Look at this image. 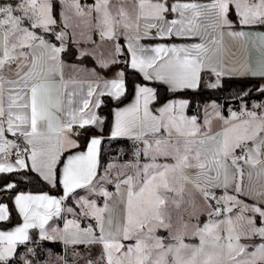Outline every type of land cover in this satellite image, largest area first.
Wrapping results in <instances>:
<instances>
[{
    "label": "snow or ice",
    "instance_id": "1",
    "mask_svg": "<svg viewBox=\"0 0 264 264\" xmlns=\"http://www.w3.org/2000/svg\"><path fill=\"white\" fill-rule=\"evenodd\" d=\"M59 4L57 19L55 0H0V176L35 173L24 178L63 188L57 197L0 184L11 202L0 201V223L11 222L12 211L22 221L0 230V264H264V104L224 117L213 102L201 124L179 95L219 89L224 77L264 82V0ZM173 36L200 42L142 43ZM86 58L100 69L123 61L125 70L107 79L82 67ZM127 69L172 95L161 101L158 88L133 85L110 137L132 141L134 159L115 175L109 163L100 175L102 136L89 130L104 121L94 109L102 96H126ZM254 90L264 95V83ZM213 117L220 131H212ZM77 189L89 196L65 204ZM45 241L62 244L63 255L46 254Z\"/></svg>",
    "mask_w": 264,
    "mask_h": 264
},
{
    "label": "trees",
    "instance_id": "2",
    "mask_svg": "<svg viewBox=\"0 0 264 264\" xmlns=\"http://www.w3.org/2000/svg\"><path fill=\"white\" fill-rule=\"evenodd\" d=\"M56 13H57V19H58V5L56 4ZM66 60L72 61L74 58L71 57H65ZM85 63L94 65L93 62L90 59H85ZM119 66L122 70H125V64L119 63ZM126 81H127V87L128 91L125 97H122L120 101L111 100L110 98L103 97L102 103L100 108H98V113L103 115L104 117V125L101 131H96L94 128L89 130V134H100L103 136L109 135V129L111 124V109L113 107L120 106L121 104L125 103L131 96L133 91V84L135 82L142 83V84H149L153 87H156L159 89V96L160 100L163 101L167 97H171V93L166 92L163 86L155 84L153 82L144 81L138 74L133 75L131 69H127L126 72ZM257 80H251V79H240V78H223V88L221 91H211L207 89H201L197 92L187 91L186 93H181L179 95L189 99L190 105L188 109H186V113L190 115H196L197 117H200V104L205 100H217L219 102H222V104L225 106L227 101L223 100V94H235V97H237V92H239L241 89H247L249 86L257 84L255 83ZM257 97L263 98L264 95L258 94ZM234 99V103H235ZM85 137L81 136L79 137V140L81 142V145L83 146ZM117 142H125L127 143L126 139H117ZM133 152L131 151L124 153V155L121 157L122 160H127L128 158H132ZM103 162V150H101L100 153V164ZM25 174L35 177V173H14V174H6L3 176H0V184H3L6 181L13 180L17 183V189L16 191H44L51 194H54L56 196L61 195V189L58 185L56 188L51 187L49 184H47L44 181H40L39 183L35 181L26 180ZM0 201L4 203H11L8 200L7 195L0 194ZM11 207L14 209V206L11 205ZM11 215V222H3L0 223V227H9L19 221L18 214H16L14 211L10 213ZM45 247H49L53 251H60L59 247H56L54 243L50 242H44L43 243Z\"/></svg>",
    "mask_w": 264,
    "mask_h": 264
},
{
    "label": "crops",
    "instance_id": "3",
    "mask_svg": "<svg viewBox=\"0 0 264 264\" xmlns=\"http://www.w3.org/2000/svg\"><path fill=\"white\" fill-rule=\"evenodd\" d=\"M170 2H171V0H170ZM172 18H174V17H173V16H170V17H169V19H172ZM198 42H200L198 38H192V39L183 38V39H182V38H177V37H175V36H173L171 39H166V40H163V41H158V40H144V41H142V43H144V44H148V45H154V44H157V43H164V44H168V45H171V44L181 45V44H191V43H198ZM121 43L123 44L124 42L121 41ZM66 61H69V60H66ZM92 62H93L94 65H90V64H86V63L82 62V65H81V66H82V67H87V68H89V69H91V68H96V69L98 70L99 74H100L102 77L107 78V79H110V78L113 77V75H114L113 72H114V71L118 72V71L120 70L119 67H114L115 65L111 66V68H109V69H100L99 66L96 65L95 61L92 60ZM122 62H123V61H122ZM77 63H80V62H77ZM117 65H118V64H117ZM113 67H114V68H113ZM65 74H66V77L74 75V73H73V71H72L71 69H65ZM138 75H139V74H138ZM140 77L142 78V76H140ZM76 78L79 79V80H84V81H87V80H89V79H93V77H91V76H86V75H84V74H80V75H78ZM224 78H229V77H224ZM142 79H143V78H142ZM213 79H214V78H213ZM134 84H135V83H134ZM134 84H133V85H134ZM147 85H149V84H147ZM149 86H151V85H149ZM83 87H84V94H86V91H87V84L85 83V84L83 85ZM70 90H71V86H70ZM133 95H134V91H132V94H131L130 98H129L125 103L121 104L120 106L113 107V108L111 109V124H112V121H113V119H114V111H115L117 108H123V107L127 106L128 104H130V103L132 102ZM103 97H107V98H110L111 100H114L112 97L107 96V95L100 97V99L102 100ZM77 99H78V97H77ZM244 102H246V103H242V102H240L239 104H238V103H232V104L229 103V104H226L225 106L222 104V102H219V103H217L216 105L218 106V110H219L220 114H221L222 116H224V117H228L229 114H230V112H232V111H236V112H238V111H240V109H241L242 106L247 107L249 110H253V105L264 104V97H263V98H259V99H253V100H249V101H244ZM156 106L158 107V105H156ZM201 106H202V109H201L200 117H197L196 115H190V114H187L186 112H185V114H186L187 116H189V117H191V116H196L197 119H198V123L203 124V123H204V120H205V112L207 111V110L205 109V108H206L205 102L202 103ZM94 111H96V113H97V114L102 118V120L104 121V117H103V115H101V114L98 113V109H94ZM207 112H208L209 114L212 113V112H209V111H207ZM213 118H214V117H213ZM214 120H215V124L212 125V131H213V132L220 131V130H221V126H222V121H220V120H218V119H215V118H214ZM111 124H110V128H111ZM103 125H104V123H103L102 125H99V126L95 127L94 129H95L96 131L99 132V131L102 130ZM99 133H100V132H99ZM89 135H91V134H89ZM99 135H100V134H99ZM101 136H102L101 150H103V149H104V144H105V142H106L107 140H109V139H112V138L110 137V129H109V135H108V136H103V135H101ZM118 139H125V138H118ZM126 141L129 142V143H132V141H130V140H128V139H126ZM133 159H134V157L132 156V158H128L127 160H120V161H116V162H115V161H108L107 163H104V164L101 163V168H100V170H99V174L101 175L100 172L102 171V168L106 167L109 163H114V164L117 165V169L114 170L112 174L115 175V174H116V171L119 170V166H120V165H123V164H125V163L128 162V161H132ZM142 162H143V158H142ZM103 170H104V169H103ZM50 186H51V185H50ZM104 186H105L106 188L108 187V186H106V185H104ZM51 187H52V186H51ZM60 189H61V195H60V196H62V195H63V188H62V186H60ZM107 189H108L110 192H113V193H115V191H116V189H115V185H111V187H110V188H107ZM24 192H25V193H32V194L47 193V194H49V195L56 196V195H54V194H51V193H48V192H44V191H24ZM218 194H219V193H218ZM87 196H89V193H88L86 190H84V189H77V190L71 195V197L69 198V200L65 201V204H71L72 206H75V203H76V200H77V199H79L80 197H87ZM57 197H59V196H57ZM92 198L96 199L98 206L102 205V204H101L102 201H103V198H102V197L94 196V197H92ZM13 206H14V205H13ZM18 217H19V216H18ZM68 218L71 219L72 217L69 216ZM202 219H203V216H201V221H202ZM21 222H22V221H21L20 218H19V221H18L17 223H15V224H13V225H11V226H9V227H0V230L10 229V228L14 227L15 225H17V224H19V223H21ZM50 223H52L53 226H55V221H54V222H50ZM58 223H59V227H62V226H63L62 221L59 220ZM88 223H89L88 220H85V224H84V222L82 221V226H87ZM91 223L94 224L95 222H94V221H91ZM33 235H35V233H33ZM45 242H49V241H45ZM42 243H44V242H42ZM50 243H53V242H50ZM54 245H55L56 247H59V248H60V251H58L57 253H61V254L64 253V249H63V245H62V244H60V243H54ZM81 246L84 247L83 245H81ZM79 247H80V246H79ZM21 249H23V246H21ZM45 251H51V252H54V251H53L52 249H50L49 247H45ZM22 254H23V251H21V255H22Z\"/></svg>",
    "mask_w": 264,
    "mask_h": 264
},
{
    "label": "rangeland",
    "instance_id": "4",
    "mask_svg": "<svg viewBox=\"0 0 264 264\" xmlns=\"http://www.w3.org/2000/svg\"><path fill=\"white\" fill-rule=\"evenodd\" d=\"M55 3L58 5V19H59V13H60V11H61V8H60V4H59V0H55ZM81 3L82 4H92V3H94V0H81ZM95 39H99V37L98 36H96V37H94ZM86 59H90L91 61H92V59L91 58H86ZM94 61V60H93ZM84 62V61H83ZM85 63V62H84ZM121 63H123V62H121ZM87 64V63H86ZM114 67H119V71H121L122 69L120 68V66H119V64L117 65V64H115V66ZM113 67V68H114ZM116 73V71H114L113 72V74H115ZM204 79H205V82H207V80H208V77L207 76H205L204 77ZM135 83H138V82H135ZM255 83H257V84H261V83H264V82H262V81H260V80H257ZM257 84H254V85H251V86H249L247 89H245V91H248V90H250L251 89V92H250V95L249 96H246V97H235V94H223L222 93V96H223V100H225V101H227V103L229 104H232V103H234V99L236 100L235 101V103H240V102H242V103H246V102H244V101H249V100H253V99H259L260 97H257L256 95H258V94H261L260 92H258V91H255L254 90V86L255 85H257ZM153 87V86H152ZM202 88L203 89H207V90H211V91H216V90H219V91H221L222 90V88L223 87H221V88H219V89H208V88H206V87H204L203 85H202ZM244 90V89H243ZM185 98V97H184ZM187 99V98H186ZM205 102V105H206V110L207 111H209V112H212L213 110H212V108L209 106V105H211L213 102H215V104H217V103H219V101H217V100H205V101H203L202 103H204ZM201 103V104H202ZM201 104H200V112H201V109H202V106H201ZM213 124H215V120H214V118H212V125ZM129 151H131V153L132 152H134V149H133V145H132V143H129V142H127V143H125V142H117V139H109V140H107L106 142H105V144H104V149H103V162H102V164H104V163H107L108 161H120V160H122L121 159V157L124 155V153H126V152H129ZM133 155V154H132ZM104 168H102V171L100 172L101 173V175H104L105 173H104V170H103ZM106 186H108L107 188H110L111 187V184H106ZM102 205H100L99 207H103L104 206V201H102V203H101ZM208 219V217H207V215L205 214V215H203V219H202V221H205V220H207ZM58 221L59 220H56L55 221V226H59V223H58ZM83 222H84V224H85V220H83ZM157 235H159V236H161V237H163L164 238V240H165V242H168V240H169V234H168V232L166 231V230H164V229H159L158 230V232H157ZM184 242L186 243V244H190V245H198L199 244V239L198 238H195V237H191V236H185L184 237ZM79 249L81 250V251H84V247H82V246H80L79 247ZM47 252L48 251H45V253L47 254ZM58 251H54V252H52L54 255H56V254H58V255H63V254H61V253H57ZM23 255V254H22ZM93 255L94 256H99L100 255V250H99V248L98 247H96V246H94L93 247Z\"/></svg>",
    "mask_w": 264,
    "mask_h": 264
}]
</instances>
